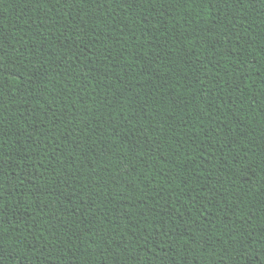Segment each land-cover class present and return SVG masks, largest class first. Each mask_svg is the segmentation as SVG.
<instances>
[{
    "label": "trees",
    "instance_id": "obj_1",
    "mask_svg": "<svg viewBox=\"0 0 264 264\" xmlns=\"http://www.w3.org/2000/svg\"><path fill=\"white\" fill-rule=\"evenodd\" d=\"M0 264H264V0H0Z\"/></svg>",
    "mask_w": 264,
    "mask_h": 264
}]
</instances>
